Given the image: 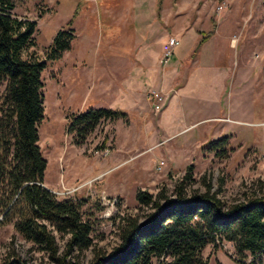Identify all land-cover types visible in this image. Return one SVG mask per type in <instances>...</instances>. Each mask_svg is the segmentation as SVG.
I'll use <instances>...</instances> for the list:
<instances>
[{
    "label": "trees",
    "instance_id": "1",
    "mask_svg": "<svg viewBox=\"0 0 264 264\" xmlns=\"http://www.w3.org/2000/svg\"><path fill=\"white\" fill-rule=\"evenodd\" d=\"M14 9V0H0V215L55 264H80L71 252L94 244L92 224L82 209L87 200L59 199L43 185L47 160L39 136L45 113L42 73L48 61L71 48L74 29H59L41 58L33 50L37 21L17 16ZM200 33L192 57L213 31ZM126 117L119 109L89 107L68 115L67 131L81 146L103 121ZM105 145L106 140L101 148ZM228 146L229 136H223L202 150L228 158L233 150ZM194 170L193 163L186 166L172 194L166 188L157 194L139 189L136 200L148 212L143 219H124L119 244L109 253L95 248L90 264H209L203 250L209 243L220 248L224 241L233 244L229 257L237 264H264V196L252 193L226 203L219 196L224 179L219 177L215 187L212 173L196 180ZM192 184L198 185L188 190ZM55 231L65 238L62 253ZM0 264L27 263L11 253Z\"/></svg>",
    "mask_w": 264,
    "mask_h": 264
},
{
    "label": "rangeland",
    "instance_id": "2",
    "mask_svg": "<svg viewBox=\"0 0 264 264\" xmlns=\"http://www.w3.org/2000/svg\"><path fill=\"white\" fill-rule=\"evenodd\" d=\"M14 2V13L17 16L37 21L33 50L39 57H45L46 49L52 43L59 29L70 26L74 29V35L79 36L78 48L77 41L73 39L71 42V48L72 46L73 48L66 50L60 59L48 61L47 67L42 73L45 85V113L39 125L40 146L47 160L46 179L59 181V185L52 190L45 184V181L43 185L54 192L59 199L72 197L87 200L82 209L85 218L89 219L92 224L94 244L82 251L74 249L70 255L73 261L80 264H90L94 257L95 248L100 249L103 253L112 251L120 242L119 226L124 219L130 216H138L143 219L149 210L148 207L138 203L136 192L141 189L157 194L162 188H166L172 194L175 185L185 173L186 166L184 167L183 163L190 158L195 165L196 180L206 171L213 174L215 187H218L219 177L224 179L222 192L219 195L224 202L244 200L252 193L264 196V124L231 125V135H224L229 136L228 148H233L231 152L229 150L228 158L219 157L215 155V151L211 150L202 151L203 155L195 154L194 148H191V141L187 140L191 136L189 133L172 141L178 145L176 147L178 163L175 170L171 168L166 172L163 170L165 164L161 170L157 169L158 164L152 165L154 160L160 162V151L164 153V148H160L142 155L139 159L108 175L101 185H99L100 180L97 178L86 180L84 183L77 181L75 185H68L65 174L69 169L66 167L65 155L62 154L66 151L69 154H74L75 159L77 158L76 161H79L80 164L86 163L83 161L85 159L88 166L84 169L88 171L90 170L89 164L97 160L103 163L110 157L116 148L118 127L123 125V128L126 129L123 143L133 141V138L129 137L130 131H136L134 130L136 123L119 119L112 122L103 121L89 135L87 142L81 146L74 144L72 135L68 134V115L78 111L76 109L82 103V94L78 89L72 90L75 83L72 84V80L69 82L67 75L79 69V67L73 66L78 61L74 54L80 46L85 45L84 39L90 35V30L87 29L91 25L95 26V32L98 36L96 46L105 51L110 46L113 49L120 47L116 40L119 38L120 31L125 28V24L122 22L120 25L109 28V21H100L101 11L97 12L95 23L93 17L84 18L88 24L85 20L80 24L79 16L75 20L73 13L83 15L86 12L84 8L90 7L89 5L102 7V12L103 7L114 8L115 11H112L117 12L118 8L125 9L126 5H130L135 12L141 13L142 9L147 11L145 13L150 19L149 23L153 22L149 25L151 28L149 31L152 32L157 27V21L163 22L161 19L163 9L165 10L164 17L167 19L173 16L175 9H180L182 11V23L185 24L190 21L191 24H196L199 35H202L200 31L208 33L211 30L214 34L219 24L220 29L229 35L230 43L234 49L239 45L245 49L248 47L254 49L256 50L255 59H258L262 58L264 53V0H14ZM92 12L91 10L90 13ZM152 12L156 13L157 16H153ZM146 16L142 17L143 21ZM70 20L72 23L68 25ZM132 25L136 26L135 23ZM208 25H211V28L202 30ZM107 28L111 32L105 34ZM138 28L139 26L134 27L136 35ZM255 36L258 37L259 41V43L255 42V46L258 43L259 47L254 46L253 37ZM124 38L125 36L121 35V40ZM150 42L154 43L155 47L158 44L156 38ZM94 60L98 59H84L85 62H93ZM99 60L105 63L108 59L105 60L101 57ZM112 60L115 61L116 59L112 58ZM163 66L164 64L160 63V67ZM89 68H93V65L84 69ZM62 72L66 74L63 84L61 83ZM261 76L263 78L262 74ZM261 112L263 119L264 105L256 106L255 120L260 118L259 113ZM105 140L106 145L101 148ZM140 146L143 144H139ZM106 148L109 149V153H104L103 149ZM197 185L192 184L188 190H191L192 187L196 188ZM55 233L62 253L65 248V238L58 232L55 231ZM220 246V248H216L212 243H209L203 250V255L209 259V264H237L229 257L235 252L233 244L224 241ZM11 253L25 260L27 264H55L46 252L41 251L38 246L25 240L17 233L13 223L3 222L2 215H0V260Z\"/></svg>",
    "mask_w": 264,
    "mask_h": 264
},
{
    "label": "crops",
    "instance_id": "3",
    "mask_svg": "<svg viewBox=\"0 0 264 264\" xmlns=\"http://www.w3.org/2000/svg\"><path fill=\"white\" fill-rule=\"evenodd\" d=\"M89 6L84 8L86 12L83 15L73 13L75 20L79 16L80 24L86 17H93L95 23L97 12L101 11L100 21H109V28L120 25L121 22L125 24V28L120 31L116 40L120 47L113 49L110 46L103 51L96 46L98 36L95 26H88L90 35L84 39L85 45L80 46L74 54L78 61L73 66L79 69L67 75L68 81L75 83L72 90L78 89L82 94V103L76 110H84L86 107L122 110L127 117L120 120L136 123L134 130L137 132L131 130L129 137L133 141L123 143L126 129L121 122V126L117 128L116 148L110 157L103 163L97 160L89 164L88 171L84 169L88 166L85 159L83 161L86 163L80 164L74 154L63 152L69 169L65 174L68 185H75L77 181L84 183L94 178L100 180L101 185L108 175L160 148H164V153L160 151L159 154V160L165 161L163 170H175L178 145L172 143L173 140L191 133L187 140L191 141L194 153L200 155L203 153L202 147L210 141L231 135L233 124H264L262 112L259 113L258 120L254 118L256 106L264 105V53L262 58L255 59L254 49H245L240 45L234 49L229 35L218 24L215 33L192 57L202 35L198 34L196 24H191L190 21L182 23L180 9H175L173 16L168 19L164 17L163 9V22L157 21L156 29L151 32L149 25L153 22L149 23L150 19L144 9L138 13L130 5H126L125 9L118 8L117 12L112 11L114 8L103 7L102 12V7ZM144 16L146 19L143 21ZM153 16H157L156 13ZM137 26L139 28L136 35L134 27ZM209 27L211 25L202 30H208ZM110 32L107 28L104 33ZM121 35L125 36L124 40H121ZM170 35L179 37L181 44L161 68L162 46ZM78 38L75 35L77 48ZM155 38L158 41L156 47L150 42ZM253 38L255 46V42L259 41L257 36ZM258 43L255 47H259ZM101 57L108 60L104 63L99 60ZM86 58L98 60L85 62ZM92 65L93 68L84 69ZM66 74L61 73L62 84ZM152 88L162 89L168 96L161 111L156 112L153 108L149 97ZM139 144L143 146L139 147ZM189 163H192V158L183 163L184 167ZM153 164H158L157 160L152 161ZM44 179L51 190L59 185V181L47 180L46 175Z\"/></svg>",
    "mask_w": 264,
    "mask_h": 264
},
{
    "label": "built area",
    "instance_id": "4",
    "mask_svg": "<svg viewBox=\"0 0 264 264\" xmlns=\"http://www.w3.org/2000/svg\"><path fill=\"white\" fill-rule=\"evenodd\" d=\"M181 44V39L175 35H170L167 40L164 42L162 46V53L160 57V63L166 64L168 60L173 56L175 53L176 49L180 46ZM149 97L152 102L154 110L161 111L165 104L168 101V96L167 94L159 88H152L149 91ZM104 153H109V149H103ZM165 164L164 160H160V162L157 165V169L161 170L162 166Z\"/></svg>",
    "mask_w": 264,
    "mask_h": 264
}]
</instances>
